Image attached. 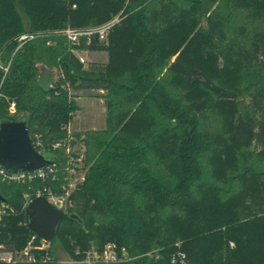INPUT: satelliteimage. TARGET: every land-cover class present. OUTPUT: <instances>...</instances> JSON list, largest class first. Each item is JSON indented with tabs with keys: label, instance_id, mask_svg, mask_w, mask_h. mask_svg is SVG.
<instances>
[{
	"label": "trees",
	"instance_id": "trees-1",
	"mask_svg": "<svg viewBox=\"0 0 264 264\" xmlns=\"http://www.w3.org/2000/svg\"><path fill=\"white\" fill-rule=\"evenodd\" d=\"M118 15L108 44L82 47L108 62L85 71L59 32ZM22 34L37 37L17 50ZM0 60V119L27 118L50 151L76 111L66 87L105 92V128L84 134L89 168L54 260L35 264L107 243L160 255L123 264H172L178 250L186 264H264V0H0ZM255 127L261 150L234 153ZM27 192L0 183L14 210L0 236L16 250L32 236Z\"/></svg>",
	"mask_w": 264,
	"mask_h": 264
},
{
	"label": "built area",
	"instance_id": "built-area-1",
	"mask_svg": "<svg viewBox=\"0 0 264 264\" xmlns=\"http://www.w3.org/2000/svg\"><path fill=\"white\" fill-rule=\"evenodd\" d=\"M76 8V5H73ZM114 22L106 23L96 28L72 29L67 28L59 32L70 46L71 53L82 66L88 65V60L84 57L82 47H89L93 43L107 44L108 36ZM36 34H22L17 38V50L29 41L35 39ZM0 69L7 74L9 67H3L0 60ZM8 115L11 118L19 119L22 115L17 112L14 101L9 102ZM34 147L39 153H50L58 149H63V156L56 158V164L52 167L35 172L12 173L0 166V183L6 185H28V192L23 196V210L26 211L28 205L36 198H45L52 206L62 211L66 215L73 207L72 196L80 185L85 181V174L81 172L79 164L84 162L83 154L75 156L71 152L69 139L58 143L52 147V151L47 150L41 142V137L35 135L31 137ZM65 161L63 163L62 161ZM38 184V185H37ZM14 213L12 207L5 202H0V222L2 219ZM52 243L46 242L35 234L29 238L26 246L22 250H16L0 242V264H35L48 263L54 260L52 255ZM139 257L148 259L160 258L158 252H148ZM139 257H132L123 247L116 243H107L101 251L94 248L90 249L81 261H67L68 263L82 264H123ZM66 262H61L64 264ZM172 264H186V255L182 251H176L171 257Z\"/></svg>",
	"mask_w": 264,
	"mask_h": 264
},
{
	"label": "water",
	"instance_id": "water-1",
	"mask_svg": "<svg viewBox=\"0 0 264 264\" xmlns=\"http://www.w3.org/2000/svg\"><path fill=\"white\" fill-rule=\"evenodd\" d=\"M28 126L29 122L25 117L19 120L0 119V166L9 172H35L56 164V156L53 153H39L34 147ZM66 218L65 213L43 197L34 199L25 211L29 230L50 243L55 241L56 230Z\"/></svg>",
	"mask_w": 264,
	"mask_h": 264
},
{
	"label": "rangeland",
	"instance_id": "rangeland-1",
	"mask_svg": "<svg viewBox=\"0 0 264 264\" xmlns=\"http://www.w3.org/2000/svg\"><path fill=\"white\" fill-rule=\"evenodd\" d=\"M118 23L119 15L113 17L108 23ZM205 27V23L202 25ZM99 26H91L84 29L96 28ZM67 28H73L68 26ZM66 28V29H67ZM108 44V43H107ZM84 57L88 60V65L83 66L85 71H88L91 66H102L108 62V54L106 52L98 51H86L83 52ZM36 67L39 71V75L47 71V67L43 63H37ZM58 77L55 75L54 80H57ZM69 92V96L73 103L75 104L76 111L71 115L70 123L65 127L69 134V146L71 152L75 156L83 154L85 156L84 162L79 164L81 172H78V175L86 173L88 170V165L86 164V145L84 134L90 131H99L105 128L106 120V105H105V92L99 90H75L72 87H66ZM261 130L258 127H255L252 132L248 134L243 140L240 141L239 150H234V153H239L241 151H249L250 153H257L261 150ZM83 172V173H82ZM71 215V212L67 216ZM0 242H4L0 236ZM93 244V243H92ZM230 247L234 248L235 245L233 242L230 243ZM88 252V251H87ZM86 252V253H87ZM158 252V251H152ZM86 253L83 257L86 256ZM81 254L79 248L75 249V255L78 256Z\"/></svg>",
	"mask_w": 264,
	"mask_h": 264
}]
</instances>
